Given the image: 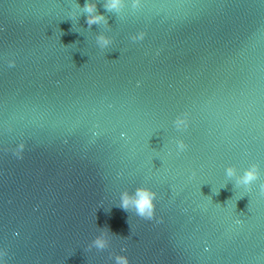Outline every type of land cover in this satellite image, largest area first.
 I'll return each instance as SVG.
<instances>
[{"label":"water","instance_id":"95a60500","mask_svg":"<svg viewBox=\"0 0 264 264\" xmlns=\"http://www.w3.org/2000/svg\"><path fill=\"white\" fill-rule=\"evenodd\" d=\"M0 264H264V0H0Z\"/></svg>","mask_w":264,"mask_h":264}]
</instances>
